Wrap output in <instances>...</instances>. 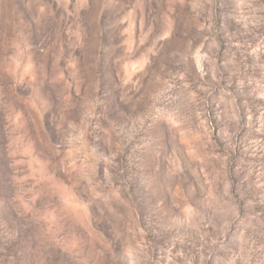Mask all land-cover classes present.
I'll list each match as a JSON object with an SVG mask.
<instances>
[{
    "label": "rangeland",
    "instance_id": "374dc122",
    "mask_svg": "<svg viewBox=\"0 0 264 264\" xmlns=\"http://www.w3.org/2000/svg\"><path fill=\"white\" fill-rule=\"evenodd\" d=\"M0 264H264V0H0Z\"/></svg>",
    "mask_w": 264,
    "mask_h": 264
}]
</instances>
